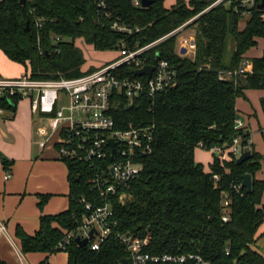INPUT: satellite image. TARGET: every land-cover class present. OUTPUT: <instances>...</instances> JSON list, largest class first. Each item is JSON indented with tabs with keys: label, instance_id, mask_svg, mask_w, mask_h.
Instances as JSON below:
<instances>
[{
	"label": "trees",
	"instance_id": "trees-1",
	"mask_svg": "<svg viewBox=\"0 0 264 264\" xmlns=\"http://www.w3.org/2000/svg\"><path fill=\"white\" fill-rule=\"evenodd\" d=\"M153 1L145 9L136 8L133 0H108L110 18L92 0L0 3V51L25 67L35 80L78 78L103 67L97 64L83 71L88 61L80 42L98 53L119 51L123 46L137 50L157 42L141 58L146 64L156 65L160 57L177 71L176 86L155 98L129 103L123 93L115 94L112 114L119 129L129 123L155 124L154 150L140 157L143 170L125 189L127 200H114L116 224L112 234L97 251L92 250L91 243L81 247L73 240L65 252L68 264H124L130 255L118 236L126 234L148 238L146 253L152 255L197 254L210 264H264V257L253 249L264 222V181L256 178L262 168V155L252 148L251 158L238 163L239 157L233 154L230 160L214 154L209 171L195 159L198 148L211 151L230 147L239 135L235 129L237 100L246 98L248 90H264V55L253 60L251 74L220 78L223 71L240 69L245 55L264 39V10L254 8L251 19L241 29L244 18L226 4L205 12L212 1L177 0L171 9L165 7L166 0ZM32 10L44 19L41 28L34 24ZM117 20L138 27L140 32L132 36L115 32L112 25ZM189 22L184 31L194 30L196 51L194 56L182 57L178 54L181 32L172 33ZM230 38L235 51L226 64ZM135 71L123 66L120 73L136 78ZM6 108L16 111L12 106ZM63 162L69 171V209L42 216L35 235L18 227L16 237L24 254L62 252L59 245L66 235L79 229L90 215L81 200L86 199L94 207L104 204L88 183L86 166ZM245 175L252 176L250 193L233 188L243 184ZM225 194L231 201L227 223L223 221ZM49 198L41 196L40 207ZM41 264H49V260Z\"/></svg>",
	"mask_w": 264,
	"mask_h": 264
},
{
	"label": "built area",
	"instance_id": "built-area-1",
	"mask_svg": "<svg viewBox=\"0 0 264 264\" xmlns=\"http://www.w3.org/2000/svg\"><path fill=\"white\" fill-rule=\"evenodd\" d=\"M4 0H0V3ZM21 1V0H20ZM105 17L110 18L108 0H92ZM212 1L209 11L221 4L232 7L244 19L252 14L264 0H207ZM26 4L31 0H25ZM136 8H143L142 0H133ZM34 24L41 28L44 22L42 17L31 11ZM191 22L185 24L173 34L182 33ZM112 29L117 33L132 36L140 29L115 21ZM59 40V39H58ZM157 43V42H156ZM156 43L137 50H130L123 46L119 56L105 63L100 69L85 74L78 78L60 77L56 80H35L25 74L16 79L0 78V119L5 116L11 106L28 100L34 115L43 119L44 125L38 130L42 139L41 148L50 143H55L61 161L80 162L86 166V173L90 174L88 183L101 199L103 205L94 207L82 199L90 215L86 222L76 231L66 235L59 248L66 252L68 246L77 237L82 240L90 238V233L95 229V239H90L94 251L100 249L105 240L112 234L114 218V200L125 202L129 197L125 193L131 182L135 181L143 170L140 157L150 155L154 150L156 125L147 123H129L119 129L113 117V101L116 93L121 92L129 103L142 101L144 98H155L166 93L177 84V71L168 60L158 57L156 65L146 64L141 55ZM187 51L184 56H194L196 42L194 38H184L180 42ZM123 66L133 67L136 70L145 66L155 67L152 77H124L120 70ZM252 64L243 62L240 69L223 71L220 73L222 80L236 78L240 75L252 73ZM132 107V105H130ZM246 122L237 118L235 129L239 132L230 147H216L213 151L221 160L230 159V154L239 158L251 151L253 143L246 129ZM114 141V148L110 141ZM0 161H2L0 157ZM10 175L7 176L9 178ZM219 180V176H214ZM236 191L243 188L233 186ZM230 197L225 194L223 221H229ZM0 233H6L4 225H0ZM119 241L125 246L130 255L129 264H210L197 254L183 255H152L146 253L150 241L134 234L119 235ZM22 252V250H21ZM23 253V252H22ZM24 254V253H23Z\"/></svg>",
	"mask_w": 264,
	"mask_h": 264
},
{
	"label": "crops",
	"instance_id": "crops-1",
	"mask_svg": "<svg viewBox=\"0 0 264 264\" xmlns=\"http://www.w3.org/2000/svg\"><path fill=\"white\" fill-rule=\"evenodd\" d=\"M190 37L195 40L194 34ZM180 40L178 38V43ZM262 40L264 39H259L258 45L245 55L244 61L250 62L252 69L253 60L264 55V47L262 51H256ZM80 43L83 44V42ZM182 51L185 49L182 50L179 46L178 54L186 57L182 55ZM0 54V60H3L0 78L16 79L27 74L25 67L10 61L2 51ZM84 70L86 68H83ZM262 99H264V90H248L246 98H239L236 102L238 118L246 122V129L253 143L252 148L263 157L262 168L256 174L259 181H264V104ZM15 108L16 111L8 110L0 119V157L2 161L10 164L7 167L0 161V225L6 228V233H0V263L41 264L48 259L49 264H52V261L56 259L54 263L58 264V255L61 253L23 254L16 237V230L21 227L27 234L35 235L40 229L42 216L58 215L69 209L68 167L60 160L55 143H50L45 148L40 147L42 139L38 135V130L44 125V121L32 113L30 102L20 101L16 103ZM35 138L39 139L38 147ZM210 152L215 154L213 151ZM196 153L195 159L198 161ZM212 162L213 160L208 162L209 170ZM198 163L205 165L200 161ZM8 175H10L9 178H7ZM41 196L50 197L43 207H40ZM262 205H264V194ZM253 249L264 257V222L259 228ZM65 255L62 259L66 258V264H68V254L65 253Z\"/></svg>",
	"mask_w": 264,
	"mask_h": 264
},
{
	"label": "rangeland",
	"instance_id": "rangeland-1",
	"mask_svg": "<svg viewBox=\"0 0 264 264\" xmlns=\"http://www.w3.org/2000/svg\"><path fill=\"white\" fill-rule=\"evenodd\" d=\"M176 3H177V0H166L165 1V7L167 9H171L173 6L176 5ZM250 19H251V15H248L241 22V25H240L241 27L240 28L243 29L246 26L247 22ZM192 34H194V30L193 29H190L187 32H184L179 37V39H181V40H183L184 38L186 39V38L192 36ZM181 40H180V42H181ZM78 45H80V47L83 49V51L85 53V56H86V59L88 61L84 68L92 67V66L97 65V64L99 65L102 62H108V61L111 62V61L115 60V58H116L117 55H119L118 54L119 51H109V52H106V53H98V52H95L92 47L86 46L84 43L83 44L82 43H78ZM178 45L180 46V43H178ZM179 46H178V49H179ZM263 47H264V40H262L259 43V48L256 51L257 52L262 51L263 50ZM181 48H182V50L184 49L183 46H181ZM234 51H235V43H234L233 39L230 38L228 40V46H227V51H226V55H225V62H226V64H228L230 62V59H231ZM256 51H254V52H256ZM182 53H183L182 55H186L187 51L186 50L185 51H182ZM7 61H9V60H7ZM2 66H3V60H0V68H2ZM38 127H40V125H38ZM35 141H36V145L38 147V143H39L38 141H39V139L35 138ZM196 155H197L198 161L203 162L205 164L204 165L205 169L206 170H209V163L208 162L211 161V160H213V155L214 154L212 152H210V151H207V150L198 148ZM60 253L61 254L58 255V257H59L58 258V261H57L58 264H66V258H63L62 259V257H65L66 256L65 253L64 252H60ZM55 260H54V262H55ZM54 262L52 261V264H55Z\"/></svg>",
	"mask_w": 264,
	"mask_h": 264
},
{
	"label": "water",
	"instance_id": "water-1",
	"mask_svg": "<svg viewBox=\"0 0 264 264\" xmlns=\"http://www.w3.org/2000/svg\"><path fill=\"white\" fill-rule=\"evenodd\" d=\"M204 2H207V0H204ZM154 1L153 0H142V5L143 8H150L153 5ZM21 5H25L26 2L25 0H21L20 1ZM258 10L263 11L264 10V2L262 4H260L258 6ZM30 28V22L27 23V27L26 29L28 30ZM155 67L153 66H145L142 69H138L135 71L134 75L136 77H147L148 79H150L152 77V73L154 72ZM10 105L12 107H16V102L12 101L10 103ZM131 108V107H130ZM110 144L113 146L114 148V141H110ZM252 156V152L248 151L246 153H244L239 159H238V163H244L247 160H249ZM244 189H247V192L250 193L252 191V176L251 175H245L244 176V180H243V184H242ZM95 229H93L90 233V238H86V239H81L80 237L76 238V242L78 243V245H80L81 247H86L90 241V239L94 240L95 239ZM124 264H129L128 260L124 261Z\"/></svg>",
	"mask_w": 264,
	"mask_h": 264
}]
</instances>
